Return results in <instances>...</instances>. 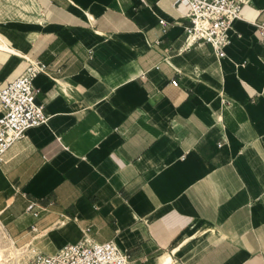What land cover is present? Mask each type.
I'll return each instance as SVG.
<instances>
[{
	"label": "crops",
	"instance_id": "0c3cea01",
	"mask_svg": "<svg viewBox=\"0 0 264 264\" xmlns=\"http://www.w3.org/2000/svg\"><path fill=\"white\" fill-rule=\"evenodd\" d=\"M8 2L0 35L15 52L0 50V86L33 61L59 68L33 82L47 122L0 161L14 242L53 254L89 237L133 264H264V0L242 8L221 58L186 45L185 0Z\"/></svg>",
	"mask_w": 264,
	"mask_h": 264
},
{
	"label": "built area",
	"instance_id": "2783aa9c",
	"mask_svg": "<svg viewBox=\"0 0 264 264\" xmlns=\"http://www.w3.org/2000/svg\"><path fill=\"white\" fill-rule=\"evenodd\" d=\"M188 9L184 14L188 24L184 26L186 45L198 41L212 45L218 57L226 55V47L232 41L234 23L242 17V8L250 0H185ZM159 23L166 25L164 19ZM256 34L264 40V21L254 22ZM56 68L42 61H33L17 77L0 86V161L7 150L26 135L28 129L47 122L49 116L44 105L37 101L38 89L34 78ZM27 211L38 216L36 202H30ZM35 227L32 226V229ZM24 264H133L129 255L116 242H96L84 237L76 243H68L53 254L40 253Z\"/></svg>",
	"mask_w": 264,
	"mask_h": 264
},
{
	"label": "rangeland",
	"instance_id": "374dc122",
	"mask_svg": "<svg viewBox=\"0 0 264 264\" xmlns=\"http://www.w3.org/2000/svg\"><path fill=\"white\" fill-rule=\"evenodd\" d=\"M7 0H0V3L3 4V6H6ZM10 2H8L10 5H14L15 3L17 4V0H8ZM14 2V3H12ZM1 4V5H2ZM0 5V6H1ZM1 212V209H0ZM24 245V246H23ZM0 246L2 247L5 255H6V260L7 263L6 264H24V262L28 261L29 259L39 255L41 252L39 250H35L37 249V247L35 245H32L30 243L28 244H16L14 242V240L8 235V233L6 232L4 226L2 225V223L0 222ZM21 246V247H19ZM15 250H19L22 252H25V254L20 257L19 259H16L13 255V252Z\"/></svg>",
	"mask_w": 264,
	"mask_h": 264
},
{
	"label": "bare ground",
	"instance_id": "6f19581e",
	"mask_svg": "<svg viewBox=\"0 0 264 264\" xmlns=\"http://www.w3.org/2000/svg\"><path fill=\"white\" fill-rule=\"evenodd\" d=\"M23 2V1H22ZM6 41L4 40V38L0 35V50H9L12 52H15L14 49H11L7 46H5ZM25 254V252L19 251V250H15L13 252V255L16 259H19L20 257H22ZM7 260H6V255L2 249V247L0 246V264H6Z\"/></svg>",
	"mask_w": 264,
	"mask_h": 264
}]
</instances>
